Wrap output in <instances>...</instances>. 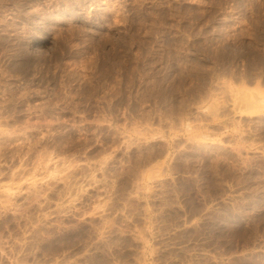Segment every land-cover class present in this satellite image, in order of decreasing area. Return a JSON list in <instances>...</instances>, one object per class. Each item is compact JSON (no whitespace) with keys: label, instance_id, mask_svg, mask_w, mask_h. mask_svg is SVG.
<instances>
[{"label":"rangeland","instance_id":"obj_1","mask_svg":"<svg viewBox=\"0 0 264 264\" xmlns=\"http://www.w3.org/2000/svg\"><path fill=\"white\" fill-rule=\"evenodd\" d=\"M0 264H264V0H0Z\"/></svg>","mask_w":264,"mask_h":264}]
</instances>
